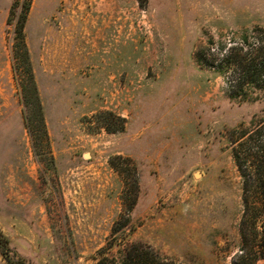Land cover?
Returning <instances> with one entry per match:
<instances>
[{
  "label": "rangeland",
  "instance_id": "obj_1",
  "mask_svg": "<svg viewBox=\"0 0 264 264\" xmlns=\"http://www.w3.org/2000/svg\"><path fill=\"white\" fill-rule=\"evenodd\" d=\"M255 28L264 0H0V233L18 258L119 263L140 243L233 264L231 135L264 99L233 97L196 53Z\"/></svg>",
  "mask_w": 264,
  "mask_h": 264
},
{
  "label": "trees",
  "instance_id": "obj_2",
  "mask_svg": "<svg viewBox=\"0 0 264 264\" xmlns=\"http://www.w3.org/2000/svg\"><path fill=\"white\" fill-rule=\"evenodd\" d=\"M23 22L24 15H20ZM21 35V30L19 29ZM230 44V45H229ZM198 64L225 77L228 90L242 101L251 94L264 99V29L233 39L228 45L206 40L196 53ZM232 158L241 179L242 213L239 221L241 246L233 264H257L264 260V119L246 132L231 136ZM0 255L6 264H27L9 247L0 233ZM96 264H175L150 246L134 243L124 249L119 261L101 259Z\"/></svg>",
  "mask_w": 264,
  "mask_h": 264
}]
</instances>
